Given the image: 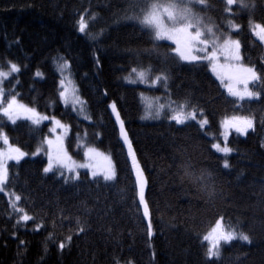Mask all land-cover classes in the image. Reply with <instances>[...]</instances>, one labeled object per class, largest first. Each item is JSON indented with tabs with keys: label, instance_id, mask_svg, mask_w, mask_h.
Segmentation results:
<instances>
[{
	"label": "trees",
	"instance_id": "obj_1",
	"mask_svg": "<svg viewBox=\"0 0 264 264\" xmlns=\"http://www.w3.org/2000/svg\"><path fill=\"white\" fill-rule=\"evenodd\" d=\"M149 2L0 0V68L13 62L21 69L4 80L5 92L66 123L65 145L75 159L83 158L86 146L96 147L112 157L117 173L106 185L95 183L86 170L79 171V180L67 183L58 172L45 174L43 142L50 122L32 125L19 120L13 125L0 116V130L9 143L27 153L19 164L9 163L5 190L21 195L20 206L35 217V222L16 225L18 215L7 195L0 193V264H210L206 259L210 244L204 236L218 220L225 228L249 234L252 243L221 242L215 264H264V103L236 101L211 74L208 62L189 64L178 58L170 41L153 42L148 29L128 19L142 16L141 9ZM250 2L254 9L237 4L232 14L224 13L221 0H208L210 7L196 6L194 11L220 32L239 39L241 63L264 73V43L251 29L253 22L264 25V0ZM81 15L88 24L85 33L78 30ZM229 19L241 26L238 32L231 31ZM94 34H100L95 41ZM60 57L70 65L88 119L59 98ZM149 66L153 75L168 74L167 87L127 82L132 68ZM141 90L164 94L173 107L189 100L198 113L203 110L199 117L208 124L178 125L168 118L169 109L156 120L142 118ZM113 103L147 180L151 237ZM253 114V130L228 136L226 143L233 151L227 157L213 149L226 117ZM185 165H190L194 177L184 174ZM202 170L211 174L206 182L214 187V195L195 181ZM77 219L85 229L79 234ZM37 223L44 225L39 231L34 230ZM70 233L71 244L61 250L60 242Z\"/></svg>",
	"mask_w": 264,
	"mask_h": 264
},
{
	"label": "snow or ice",
	"instance_id": "obj_2",
	"mask_svg": "<svg viewBox=\"0 0 264 264\" xmlns=\"http://www.w3.org/2000/svg\"><path fill=\"white\" fill-rule=\"evenodd\" d=\"M224 4V13L232 14L233 6L239 5L241 9H254L255 4L250 0H221ZM201 6L206 9L210 7L208 0H150L146 8L141 9L142 16H132L128 19L138 20L139 24L148 29L153 42L170 40L176 47L173 49L175 54L181 61L189 64L206 60L211 72L220 80L221 84L226 88L230 97H234L236 101H257L264 103V73L258 72L254 66H245L241 56V42L239 39H233L232 35L220 32L210 22H205V18L199 15L194 8ZM95 18V17H93ZM78 23V30L80 33H85L88 24L83 15L80 16ZM229 27L234 31H239L240 25L228 20ZM252 33L258 37L259 41L264 43V25L255 24L252 28ZM102 34V33H101ZM100 34L91 35L93 41L99 38ZM202 53V55H201ZM221 56L224 58V63L220 62ZM59 61H63L62 63ZM57 61V69L61 76H64L66 70H70V65L63 57ZM20 67L15 63H10L9 71H0V116L6 117L13 125L21 118L31 121L32 125H39L42 120L48 119L47 116H41L34 108L28 107L19 102L17 94L12 92H5L3 87L4 80L14 73L20 72ZM37 76L41 73L37 72ZM129 83H145L152 84L162 83L167 87L169 76L166 72H159L153 75L151 66L147 68H132L129 77H126ZM71 80L61 79L59 91V98L65 105L71 104L73 108L80 105V111H83V101L76 94L74 88L70 89ZM252 85L253 87H250ZM14 91V90H13ZM7 97V98H6ZM175 103V102H173ZM164 104H149L146 106L144 119L159 118L165 110ZM170 115L168 118L175 121L178 125H184L189 121L197 120L198 109L191 105L189 100H185L173 107L171 104L167 105ZM112 113L115 115L116 123L119 125V136L122 138L124 145L127 146V155L131 160V169L135 175V186L138 189L139 203L143 206V216L148 219L147 233L151 237L153 235V225L150 218L149 205L145 199V187L147 185L146 177L143 169L137 159L136 153L133 149L132 142L125 130L124 121L117 110L116 104L111 105ZM200 116H203V110H199ZM88 119V116L84 117ZM55 125L60 128H66L59 120L52 118ZM201 128L208 124L206 118L198 121ZM225 128V136L228 130L234 129L240 135H247L249 130L255 127V118L253 115H234L226 118L223 122ZM0 141L7 146L6 150H0V193H4L7 185L10 182L9 161H15L17 164L27 155L19 147H15L9 143L8 136L0 130ZM48 164L43 169L45 174L58 172L67 183L71 180H79L80 174L77 171L79 168H87L90 170L92 180L98 185L103 181L105 185L108 182L115 181L117 173L112 163L111 157L99 152L96 148L86 146L84 152L87 163L77 164L63 147L62 138L57 137V140H48ZM217 152H221L227 157L233 149L226 143L223 147L219 143L212 145ZM39 152V149H37ZM102 157L106 163H100L99 159ZM223 167L225 169L230 167L227 158L223 160ZM65 172L71 173V176H65ZM184 174L189 177H194V173L190 170V165H185ZM210 173L201 171L195 181L202 184L204 190H208L210 195H214V187L206 182V177H210ZM10 197L9 204L13 212L18 215L16 225L21 222L25 224L28 221H34L35 217L29 215L24 207L20 206L22 200L21 195L16 194L15 191L7 193ZM14 197V199H13ZM76 233L79 234L85 231L80 220H76ZM44 225L43 223L35 224V231H39ZM55 227V224H53ZM49 239H52V234H49ZM73 234L70 233L60 242L59 248L63 250L66 244H71ZM205 240H210L211 244L206 252V259L210 264H215L221 256L220 243L230 245L233 241H244L248 244L252 243L249 234L243 231H237L235 228L229 226L225 228L219 221L216 227L212 229L209 235L204 237ZM119 264V262H117Z\"/></svg>",
	"mask_w": 264,
	"mask_h": 264
},
{
	"label": "rangeland",
	"instance_id": "obj_3",
	"mask_svg": "<svg viewBox=\"0 0 264 264\" xmlns=\"http://www.w3.org/2000/svg\"><path fill=\"white\" fill-rule=\"evenodd\" d=\"M234 22V21H233ZM234 23H236V22H234ZM237 24V23H236ZM255 24H257L256 22H253V24H252V27H251V29L253 28V26L255 25ZM228 26H229V24H228ZM231 29V28H230ZM231 31H234V30H232L231 29ZM256 37V36H255ZM257 39H258V37H256ZM259 40V39H258ZM168 41H170V40H168ZM173 45H174V48L176 47V45L172 42V41H170ZM175 53V52H174ZM201 55H202V53H201ZM204 61H206V60H204ZM61 63L63 62V61H60ZM207 62V61H206ZM220 62L221 63H224L225 61H224V58L221 56V58H220ZM10 63H13V62H8L7 63V66L5 67V68H0V71H4V72H8L9 71V67H10ZM245 66H248V65H245ZM209 70H210V72H211V69H210V67H209ZM57 71H58V69H57ZM58 74H59V87H60V90H61V86H60V81H61V79L63 78V79H65L66 80V82H67V80L68 79H70L71 80V84L69 85V88L70 89H72V88H74L75 90H76V94L80 97V99H81V101H83L84 102V100H83V98L81 97V95L79 94V92H78V87H77V85H76V83L74 82V80L72 79V77H71V75H70V71L69 70H66L65 71V73H64V76L62 77L61 76V74H60V72L58 71ZM211 74L215 77V79L216 80H218L217 78H216V76L211 72ZM7 79V78H6ZM5 79V80H6ZM127 80V79H126ZM127 82H128V80H127ZM218 82L220 83V85L222 86V88L227 92V90H226V88L221 84V82H220V80H218ZM130 84H134V85H137V84H139V85H141V86H143V87H145V88H148V87H150V88H152V87H154L156 84H152L150 81L149 82H145V83H130ZM140 97H141V99L143 100V102L145 103V110H144V114H143V117L145 116V112H146V106L147 105H149V104H164L166 107H165V109H168V107H167V105H169L168 104V101L166 100L167 98H166V96L164 95V94H162V93H155V94H151L150 92H148V91H146V90H141L140 91ZM61 100V99H60ZM20 103H22V104H24V105H26L25 103H23V102H21V101H19ZM61 102L64 104V102L61 100ZM65 105V104H64ZM28 106V105H27ZM66 106H70V107H72V105L71 104H69V105H66ZM28 107H30V106H28ZM80 105H76V107L75 108H73V110L76 112V114L77 115H79L81 118H84L85 116H86V114H85V107H84V103H83V111H80L79 109H80ZM31 108H33V107H31ZM35 109V108H34ZM36 110V109H35ZM37 111V110H36ZM38 112V111H37ZM38 113H40V112H38ZM41 114V116H47L48 117V119H44V120H42L41 122H45V121H49L50 122V127H49V134L45 137V139H44V147H45V149H43V152H44V155H45V158H46V164H45V167L47 166V164H48V155H47V151H48V144H47V141L48 140H53L54 142L57 140V137H60V138H62V143H63V147H64V149L67 151V154L69 155V156H71L72 157V159L77 163V164H81V163H87L88 161H87V159L85 158V155H84V153H83V158L82 159H75L70 153H69V151H68V149H67V147H66V145H65V135L67 134V132H68V126H67V124L66 123H64V122H62V121H60L59 119H56L55 118V120H59L63 125H65L66 126V128H60V127H57L56 125H55V123H54V121H53V117H51V116H49V115H46V114H43V113H40ZM200 116V114L197 112V120H194L195 122H197L198 123V121L200 120V119H203L204 117H199ZM226 118H230V117H226ZM225 118V119H226ZM156 119H158V118H151V119H146V120H156ZM224 119V120H225ZM20 120H25V119H23V118H21ZM224 120H223V122H224ZM17 121H19V120H17ZM199 124V123H198ZM206 126V125H205ZM204 126V127H205ZM203 127V128H204ZM233 131H235L234 129H230V130H228V132H227V135L225 136V128L223 127V123H222V125H221V129H220V132L218 133V135H217V138L216 139H213V143H212V145L214 144V143H219L220 145H221V147H223L224 145H225V143H226V140H227V138H228V136L231 134V132H233ZM227 144V143H226ZM14 146V145H13ZM15 147H17V146H15ZM88 147H92V146H88ZM6 148H7V146L6 145H4L3 144V142L2 141H0V150H6ZM93 148H96V147H93ZM99 152H101V153H103V154H105V155H107V156H110L108 153H106V152H104V151H102V150H100V149H98V148H96ZM215 151H216V149L215 148H213ZM22 150V149H21ZM85 150H86V147L84 148V152H85ZM23 151V150H22ZM219 153H221V152H219ZM223 154V153H222ZM26 157V156H25ZM111 157V156H110ZM99 159V162L100 163H106L104 160H103V158L102 157H100V158H98ZM111 160H112V163H113V165H114V162H113V159H112V157H111ZM10 162H15V161H9L8 163H10ZM44 167V168H45ZM115 167V166H114ZM80 170H86L89 174H90V170L89 169H87V168H79V169H77V171L79 172ZM90 176H91V174H90ZM6 195H7V191L5 190V192H4ZM136 193H137V198H138V201H139V197H138V189L136 188ZM7 197H8V199H10V197L7 195ZM13 199H14V197H13ZM140 204V203H139ZM140 207H141V211H142V214H143V206L142 205H140ZM145 218V217H144ZM145 220H146V222L148 223V219L147 218H145ZM222 225H223V223H222V221L221 220H218ZM217 221V222H218ZM217 222L211 227V229H210V231L208 232V233H206L205 234V236H207V235H209V233H211L212 232V229L213 228H215L216 227V224H217ZM204 236V237H205ZM208 242H209V244H211V241L210 240H207Z\"/></svg>",
	"mask_w": 264,
	"mask_h": 264
}]
</instances>
